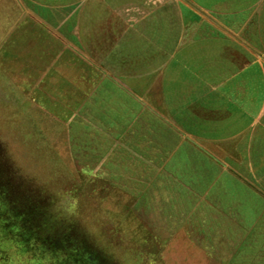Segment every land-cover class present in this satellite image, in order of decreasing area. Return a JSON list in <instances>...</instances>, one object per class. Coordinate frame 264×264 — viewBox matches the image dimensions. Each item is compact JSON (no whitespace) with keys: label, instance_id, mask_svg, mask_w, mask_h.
<instances>
[{"label":"crops","instance_id":"obj_1","mask_svg":"<svg viewBox=\"0 0 264 264\" xmlns=\"http://www.w3.org/2000/svg\"><path fill=\"white\" fill-rule=\"evenodd\" d=\"M0 37L118 260L264 264V0H0Z\"/></svg>","mask_w":264,"mask_h":264},{"label":"rangeland","instance_id":"obj_2","mask_svg":"<svg viewBox=\"0 0 264 264\" xmlns=\"http://www.w3.org/2000/svg\"><path fill=\"white\" fill-rule=\"evenodd\" d=\"M7 97L0 87V146L7 154L0 149V264H82L86 246L94 264H155L149 245V262L118 260L124 256L117 231L102 230L100 215L96 224L84 213L83 183L69 179V151L59 148L65 144L53 141L42 113L14 112Z\"/></svg>","mask_w":264,"mask_h":264},{"label":"trees","instance_id":"obj_3","mask_svg":"<svg viewBox=\"0 0 264 264\" xmlns=\"http://www.w3.org/2000/svg\"><path fill=\"white\" fill-rule=\"evenodd\" d=\"M5 148L6 147H3V145H1L0 146V149L1 150H3V153H5V155H7L6 154V151H5ZM3 162H4V164L5 165H7L6 164V162H5V160H6V158L4 157V155H3ZM9 166V165H8ZM8 174V173H7ZM45 224H46V221H45ZM64 236V235H63ZM68 236H71V235H68ZM78 236V235H77ZM68 239V238H67ZM77 240V239H76ZM78 240H80L79 238H78ZM70 242V241H69ZM83 242H84V245L86 246V242L83 240ZM88 251H89V248L86 246V250H85V253H84V256L83 257H80L78 260L79 261H81L82 262V264H94L93 262H97V259L94 257V255H93V253L92 254H90V253H88ZM87 252V253H86Z\"/></svg>","mask_w":264,"mask_h":264},{"label":"clouds","instance_id":"obj_4","mask_svg":"<svg viewBox=\"0 0 264 264\" xmlns=\"http://www.w3.org/2000/svg\"><path fill=\"white\" fill-rule=\"evenodd\" d=\"M30 264H50V261L47 260H38V261H31Z\"/></svg>","mask_w":264,"mask_h":264}]
</instances>
